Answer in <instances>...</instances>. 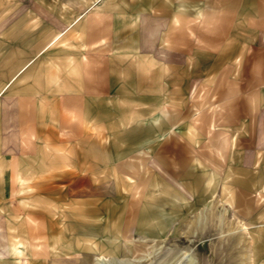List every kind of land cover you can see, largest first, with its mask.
I'll return each mask as SVG.
<instances>
[{
    "label": "crops",
    "instance_id": "crops-1",
    "mask_svg": "<svg viewBox=\"0 0 264 264\" xmlns=\"http://www.w3.org/2000/svg\"><path fill=\"white\" fill-rule=\"evenodd\" d=\"M176 231L264 264V0H0V264Z\"/></svg>",
    "mask_w": 264,
    "mask_h": 264
},
{
    "label": "rangeland",
    "instance_id": "rangeland-1",
    "mask_svg": "<svg viewBox=\"0 0 264 264\" xmlns=\"http://www.w3.org/2000/svg\"><path fill=\"white\" fill-rule=\"evenodd\" d=\"M194 238L193 232L177 231L159 240L139 238L126 254L97 259V264H250L246 240H235L234 248L226 249L217 240L196 245Z\"/></svg>",
    "mask_w": 264,
    "mask_h": 264
},
{
    "label": "bare ground",
    "instance_id": "bare-ground-1",
    "mask_svg": "<svg viewBox=\"0 0 264 264\" xmlns=\"http://www.w3.org/2000/svg\"><path fill=\"white\" fill-rule=\"evenodd\" d=\"M97 259H99L100 262H102L105 258H104V257H99V258H97Z\"/></svg>",
    "mask_w": 264,
    "mask_h": 264
}]
</instances>
